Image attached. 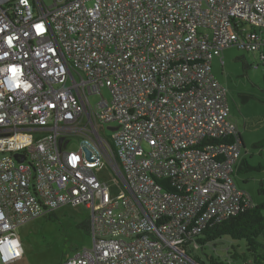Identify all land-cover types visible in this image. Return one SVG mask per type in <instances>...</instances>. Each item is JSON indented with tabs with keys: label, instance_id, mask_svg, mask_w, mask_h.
Returning a JSON list of instances; mask_svg holds the SVG:
<instances>
[{
	"label": "built area",
	"instance_id": "obj_1",
	"mask_svg": "<svg viewBox=\"0 0 264 264\" xmlns=\"http://www.w3.org/2000/svg\"><path fill=\"white\" fill-rule=\"evenodd\" d=\"M232 46L264 61V0H0V264L66 204L93 245L65 264H202L185 245L254 206L212 70Z\"/></svg>",
	"mask_w": 264,
	"mask_h": 264
},
{
	"label": "rangeland",
	"instance_id": "obj_2",
	"mask_svg": "<svg viewBox=\"0 0 264 264\" xmlns=\"http://www.w3.org/2000/svg\"><path fill=\"white\" fill-rule=\"evenodd\" d=\"M44 2L47 5L52 4V0ZM222 57L223 64L219 58L213 59L212 70L226 89L231 117L237 121L239 129L244 133L246 148L243 149V155H246L252 165H264V148H254L252 145L264 139V61L259 53L236 46L223 49ZM102 95L110 99L109 88L103 87ZM102 95H93L92 100L97 102ZM78 147L79 138L73 136L68 149L74 150ZM145 147L147 148V145ZM236 178L255 203L264 202V169L242 172ZM108 181L115 192L116 183L113 179ZM90 218L91 211L85 205L66 204L58 207L53 213L25 222L17 229L24 255L9 264H65L85 248L92 247L91 232L80 227ZM258 240L259 250L264 252V236H260ZM233 246H236L240 254L244 253V240L225 236L215 243L205 244L203 249L199 247L192 254L199 255L206 264H209L207 256L211 255L226 259L231 264H242L241 258L232 257Z\"/></svg>",
	"mask_w": 264,
	"mask_h": 264
},
{
	"label": "trees",
	"instance_id": "obj_3",
	"mask_svg": "<svg viewBox=\"0 0 264 264\" xmlns=\"http://www.w3.org/2000/svg\"><path fill=\"white\" fill-rule=\"evenodd\" d=\"M252 145L254 148H264V139L256 141ZM260 169H264L263 164L252 165L245 158L236 170L235 180L237 182L236 175L239 173ZM158 182L167 190H175L167 185L168 180H158ZM239 186L241 187V185ZM53 212L54 211L50 213ZM90 226L91 221L89 219L80 225V227L88 232L91 229ZM225 236H229L234 240H244L245 242L244 253L240 254L237 251L236 246H233L234 251L231 254L232 257L241 258L242 264H264V252H260V243L258 240L260 236H264V202L258 204L254 202V206L248 207L244 211L232 215L220 222L212 223L200 232V234L194 237L193 243L188 242L185 245L186 251L202 264H206L199 255H193L192 253L199 247L203 249L205 244L212 242L215 243L217 240ZM228 253L230 254L231 252L228 250ZM207 257L209 264H231L228 260L214 255Z\"/></svg>",
	"mask_w": 264,
	"mask_h": 264
},
{
	"label": "crops",
	"instance_id": "obj_4",
	"mask_svg": "<svg viewBox=\"0 0 264 264\" xmlns=\"http://www.w3.org/2000/svg\"><path fill=\"white\" fill-rule=\"evenodd\" d=\"M235 122H236V124H237V121L236 120H234ZM246 123V122H245ZM238 126V125H237ZM244 127L246 126V125H243ZM238 129H239V126H238ZM239 134H240V137H241V143H242V151H241V157H240V160H239V162H240V164H239V166L241 165V162L243 161V159H245L246 158V155H243V149L244 148H246V140H245V138H244V133H242V131L239 129ZM241 158H242V160H241ZM237 176V175H236ZM237 179V182H238V178H236ZM239 183V182H238Z\"/></svg>",
	"mask_w": 264,
	"mask_h": 264
},
{
	"label": "water",
	"instance_id": "obj_5",
	"mask_svg": "<svg viewBox=\"0 0 264 264\" xmlns=\"http://www.w3.org/2000/svg\"><path fill=\"white\" fill-rule=\"evenodd\" d=\"M114 129V128H112ZM241 140V137L239 138ZM63 142V137L60 138V144H62ZM86 153H87V157L90 158L91 156V152L89 150H86ZM16 157H18L19 155L18 154H15ZM20 161H23V158H19Z\"/></svg>",
	"mask_w": 264,
	"mask_h": 264
}]
</instances>
